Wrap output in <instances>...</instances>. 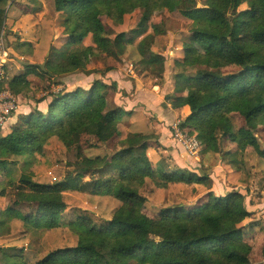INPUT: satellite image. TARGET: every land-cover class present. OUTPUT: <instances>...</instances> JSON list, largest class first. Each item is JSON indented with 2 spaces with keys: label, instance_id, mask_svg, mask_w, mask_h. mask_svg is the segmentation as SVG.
Returning <instances> with one entry per match:
<instances>
[{
  "label": "trees",
  "instance_id": "obj_1",
  "mask_svg": "<svg viewBox=\"0 0 264 264\" xmlns=\"http://www.w3.org/2000/svg\"><path fill=\"white\" fill-rule=\"evenodd\" d=\"M7 1L0 0V33ZM181 1L53 0L56 12H66L62 20L65 42L52 48L45 70L34 63L24 65V72L7 81L6 89L14 97L30 93L31 75L59 84L66 74L87 71V56L122 55L139 34H144L138 45L143 62L155 61L157 56L150 47L160 28L155 25L149 33L148 23L158 10L175 12ZM204 3L205 7L180 10L192 20L190 37L183 44V55L174 58L173 91L165 99L174 108H189V115L180 119L181 126L197 135L203 152H220L225 141L236 143V150H225L223 158L229 157V163L237 168L238 152L250 150L264 158L257 137V130L264 128V0ZM244 3L246 9L233 15ZM136 10L141 11V17L134 36L128 38L120 32L111 38L103 16L122 24L125 16ZM88 36L93 46L84 44ZM163 71L157 76H163ZM48 89L35 99L41 103L52 98L46 112L35 107L22 114L20 123L13 124L8 133L0 128V170L10 171V156L41 151L53 136L68 142L90 128L99 145H112L113 150L102 156L78 155L83 158L75 163V175L58 182H37L21 175L14 205L0 207V237L8 234V221L21 218L31 229L69 227L78 241L35 262H29L21 250L0 247L3 264H251L252 245L245 240L241 225L251 212L246 195L238 190L224 195L210 192L195 207L166 206L156 217L144 211L148 199L141 190L148 179L165 188L170 183L208 184L210 176L187 168L169 170L164 158L156 161L150 155L158 141L150 134L125 131L122 115L129 111L109 105L117 83L96 79L88 89L52 91V85ZM235 113L244 118L245 126L235 128ZM96 173L102 177L93 180L95 194L114 195L120 206L110 219L97 221L93 213L84 210L65 219L63 192L79 189L82 177ZM0 196L5 197L4 190ZM24 205H36V214L22 213Z\"/></svg>",
  "mask_w": 264,
  "mask_h": 264
},
{
  "label": "rangeland",
  "instance_id": "obj_2",
  "mask_svg": "<svg viewBox=\"0 0 264 264\" xmlns=\"http://www.w3.org/2000/svg\"><path fill=\"white\" fill-rule=\"evenodd\" d=\"M204 2L205 0H182L175 12L164 8L153 14L148 23V32H152L155 25L160 28L159 34L155 35L150 47L157 56L155 61L143 62L144 55L138 45L144 34H139L132 43L126 46L122 55L87 56L85 58L87 71L79 70L66 74L61 81L59 80V84H54L53 80L46 79V77L42 79L31 75L33 82L30 93L15 96L14 104L17 110L1 128V132L8 133L13 124L20 123L23 113H30L35 107L46 112L52 98L48 97L45 104L36 103L35 99L47 94L48 85H52V91L61 89L70 91L79 87L88 89L96 79H100L111 85L117 83L118 90L111 92L109 105L120 106L129 111L122 115L125 117L124 119L121 118L125 131L150 134L153 141H158L159 150L165 148L163 158L169 170L180 167L196 170L199 174H211L212 170L210 169L213 166L219 162H228L230 159L229 157L223 158L226 144L230 141L221 143L222 150L220 152L209 151L212 155L206 156L205 161L198 160L195 158L196 156L186 153L172 134L171 121L158 114L159 110L161 113L164 110L163 104L159 106L157 104L158 101L165 102L166 100L163 91H157L159 88L152 89L151 87L154 83L163 84L160 86L163 90L162 87L167 80L172 81L175 73L174 58L172 57L178 53H182V56L183 44L189 40L192 20L183 16L180 10L205 7ZM246 7V3L240 5L233 15ZM4 8L6 21L2 26L4 28L1 33H4L10 59L6 64V82L4 79L0 90L8 92L7 81L15 74L24 72L22 61L45 63L46 67L52 48H59L63 45L66 35L63 34L62 20L66 12H56L53 0H8ZM29 13L32 15H27ZM140 17L141 11L136 10L127 14L122 24H116L107 16H103L102 19L111 38L120 32H125L126 36L131 38L134 36L133 31L137 28ZM22 41H32V44L27 45ZM84 44L93 46L91 36L84 40ZM159 64H162V69ZM159 70L163 71L161 77L157 76ZM164 76H167L166 79ZM159 94L163 96L161 99L157 96ZM153 104H157L158 107ZM137 105H143V112L133 114ZM232 120L236 129L246 125L244 118L239 114L235 113ZM94 135V129L90 128L81 130L75 138H71L68 142H63L57 136H53L44 144L41 151L10 156L9 161L13 163L10 165V171L0 170V193L2 190L5 191V200L0 202V206L5 208L7 205H14V195L22 174L30 176L37 182H58L69 174L75 175V163L83 156H102L113 150L112 145L104 147L99 145ZM257 137H259L261 147H264V128L257 130ZM234 145L236 148L237 144L234 143ZM201 153L202 150H199L200 158ZM78 155L83 156L78 158ZM236 156V172L230 179L232 180L230 184L234 188L227 190L224 180H220L221 187L220 185L219 187L222 190L220 189L217 193L224 195L230 191L238 190L246 195L247 208L251 214L241 223L243 236L252 245L251 264H264V158L258 157L250 150L245 154L238 152ZM221 158H223L222 161ZM99 177H102L101 174H88L81 178L79 189H69L63 192L66 202L65 219L72 217L79 210L93 213L97 221L110 219L113 216L121 202L114 195L95 194L93 180ZM154 181L148 179L141 190L148 199L144 211L152 217H156L159 210L166 206L184 204L188 207H195L202 203V198L199 199V197L206 191L207 186V184L198 183H170L167 187L162 188L157 187ZM10 183L11 185H9ZM211 184L209 181V185ZM21 211L25 215L36 214L37 206L24 205L21 207ZM8 228V234L1 238L9 240L2 242L0 247L12 249V251L21 250L29 262H35L57 248L74 246L78 241L77 234L66 226L53 229H31L24 225L21 218H12L8 221ZM0 264H3L1 255Z\"/></svg>",
  "mask_w": 264,
  "mask_h": 264
},
{
  "label": "crops",
  "instance_id": "obj_3",
  "mask_svg": "<svg viewBox=\"0 0 264 264\" xmlns=\"http://www.w3.org/2000/svg\"><path fill=\"white\" fill-rule=\"evenodd\" d=\"M27 15H32V14H27ZM24 16H26V15H24ZM30 42H32V41H30ZM35 46V45H34ZM36 48V47H35ZM182 52V51H181ZM182 54V53H181ZM181 54L180 53H178V54H176V55H174V57H172V58H178V57H181ZM34 64H37V63H34ZM165 77V79H166V77L167 76H164ZM172 81H173V79H172ZM172 81L169 79V80H167V82L164 84V86L162 87L163 88V90H161V87L160 86H162V85H160V84H157V83H154L151 87H152V89L153 88H159V90H157V91H163V93H164V97H165V95H167V94H169V93H172V91H173V86H172ZM146 87V86H145ZM154 92V91H153ZM160 99L163 97V96H160V94L159 95H157ZM128 98V97H127ZM42 103H44L45 104V101H43ZM41 103V104H42ZM158 106L159 105H161V104H163V107H164V110H163V112L161 113V111L159 110L158 111V114L160 115V116H163V118H165L166 120L168 119L169 121H171V127H172V124L176 121V120H178V119H185L188 115H189V113H190V110H189V108L187 107V106H183V107H179V108H174L172 105H171V103H169V102H167L166 100H165V102H160V101H158ZM157 104H153L155 107H158V106H156ZM40 106V105H39ZM142 109H144V107H143V105H137V107L136 108H134V110H133V114H138V113H141V112H143V110ZM27 113H29V112H25V113H23V114H27ZM159 146H157V147H153V148H151L150 149V155L151 156H154L155 157V160L157 161V160H160L161 158H163V150H165V148L163 147V150H159L160 148H158ZM158 148V149H157ZM225 150H231V151H235L236 150V148H235V145H234V143H232V142H227V144H226V149ZM172 152V151H171ZM213 152V151H212ZM212 154H210L209 152H203L202 151V153H201V158L198 156V154L197 155H195L196 157L195 158H197L198 160H204L205 161V158H206V156L208 157V156H211ZM172 156H173V158H175V155L173 154V152H172ZM222 159L223 158H221V161H222ZM195 170V169H194ZM210 170H212V172H211V174H209V176H210V181H211V185H209V183L207 184V186H206V191L203 193V194H201L200 195V197H199V199L200 198H202V200L201 201H204L205 200V198L208 196V194L210 193V192H212L213 194H216V195H219V193H217L218 191H220V187H221V184H220V180H224V183L226 184V186H227V190H231L232 188H234V187H232V185L230 184V182L232 181V180H230L231 178H232V174L234 173V172H236V169H235V167H233L232 166V164H230L229 163V160H228V162H219L216 166H213ZM196 171V170H195ZM229 182V183H228ZM219 185H220V187H219ZM222 190V189H221ZM215 192V193H214ZM221 194H223V192L221 191ZM226 194V193H225ZM3 199L5 200V198H3V197H1L0 196V202L2 203V201H3ZM4 203V202H3ZM0 207H2L3 208V206H0ZM7 240H9V239H3V238H1L0 237V245L2 244V242H4V241H7Z\"/></svg>",
  "mask_w": 264,
  "mask_h": 264
},
{
  "label": "built area",
  "instance_id": "obj_4",
  "mask_svg": "<svg viewBox=\"0 0 264 264\" xmlns=\"http://www.w3.org/2000/svg\"><path fill=\"white\" fill-rule=\"evenodd\" d=\"M9 49L6 45L4 38V33L0 35V84L5 79L6 75V64L9 62L10 55ZM15 97L12 93L4 92L0 90V128H3L4 124L12 118L13 112L17 109L14 104ZM182 121L180 119L176 120L172 124V134L175 140L184 148L186 153L189 155H197L200 147L201 141L197 135L190 134L187 129L181 126Z\"/></svg>",
  "mask_w": 264,
  "mask_h": 264
},
{
  "label": "water",
  "instance_id": "obj_5",
  "mask_svg": "<svg viewBox=\"0 0 264 264\" xmlns=\"http://www.w3.org/2000/svg\"><path fill=\"white\" fill-rule=\"evenodd\" d=\"M22 64H23V65H30V64H32V63H30V62H23V61H22ZM36 65H38L42 70H45V69H46V67H45V63H42V64H36Z\"/></svg>",
  "mask_w": 264,
  "mask_h": 264
}]
</instances>
